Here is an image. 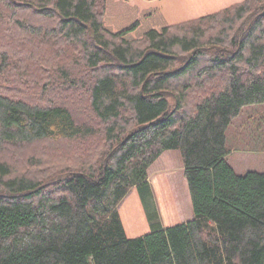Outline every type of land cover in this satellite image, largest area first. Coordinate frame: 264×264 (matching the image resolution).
<instances>
[{"label": "trees", "instance_id": "trees-1", "mask_svg": "<svg viewBox=\"0 0 264 264\" xmlns=\"http://www.w3.org/2000/svg\"><path fill=\"white\" fill-rule=\"evenodd\" d=\"M261 104L264 0H0V264H264V173L227 136ZM170 150L194 218L165 227ZM133 189L151 231L129 238Z\"/></svg>", "mask_w": 264, "mask_h": 264}, {"label": "rangeland", "instance_id": "rangeland-1", "mask_svg": "<svg viewBox=\"0 0 264 264\" xmlns=\"http://www.w3.org/2000/svg\"><path fill=\"white\" fill-rule=\"evenodd\" d=\"M79 97H75L78 101ZM228 161L239 175L264 173V104L246 108L228 131ZM63 145V144H61ZM60 145V146H61ZM90 153L100 145L94 142ZM55 147L57 145H54ZM151 195L149 209L158 211L165 227L186 223L194 218L182 153L166 151L149 169ZM119 212L129 238L142 237L151 231L140 193L133 189L122 201Z\"/></svg>", "mask_w": 264, "mask_h": 264}]
</instances>
